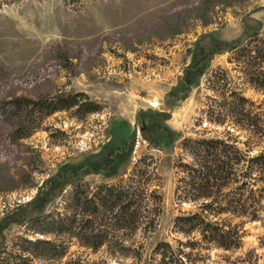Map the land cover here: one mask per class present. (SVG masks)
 Masks as SVG:
<instances>
[{
  "label": "rangeland",
  "instance_id": "1",
  "mask_svg": "<svg viewBox=\"0 0 264 264\" xmlns=\"http://www.w3.org/2000/svg\"><path fill=\"white\" fill-rule=\"evenodd\" d=\"M252 26L264 38V0H0V245L9 247L23 233V215L51 208L54 190L72 177L92 186L115 182L144 154L157 163L162 194L144 256L158 240L174 246L185 240L173 220L195 206L175 196L181 174L176 165L186 157L184 138L232 130L206 119L214 99L228 95L221 92L223 74L264 118V91L245 76L248 55L243 51L237 61L234 51L220 50L200 62L208 46L200 44L207 37L233 41ZM188 66L202 68L189 79L196 86L182 82L191 74ZM58 92H84L99 110L74 106L48 114L36 104L20 105L15 135L23 137L14 138L13 98L30 102ZM158 133L160 148L149 147L146 136ZM45 196L50 201L43 206ZM261 205V217L244 223L238 248L211 246L201 256L192 252L185 263L264 264V200ZM100 256L103 251L72 243L59 264Z\"/></svg>",
  "mask_w": 264,
  "mask_h": 264
},
{
  "label": "trees",
  "instance_id": "2",
  "mask_svg": "<svg viewBox=\"0 0 264 264\" xmlns=\"http://www.w3.org/2000/svg\"><path fill=\"white\" fill-rule=\"evenodd\" d=\"M200 45H208L202 48L205 51L200 62L220 50L234 51V58L240 61L245 56L244 51L248 55L245 76L248 82L264 91V38L258 36L257 27L252 26L248 33L233 41L207 37L205 44ZM187 69L192 76L186 74L182 82L187 86L198 85L189 79L202 68L188 66ZM216 74L214 78L219 80L221 74ZM223 77L220 78L221 92L228 95L219 101L214 99V104L206 111V119L208 123L229 126L232 130L226 128L222 136L184 138L181 147L186 157H179L176 165L181 174L175 196L195 206L173 220L174 230L185 240L177 239L175 246L169 241L158 240L148 256H144L146 240L156 231L162 210L157 163L151 155L144 154L126 176L115 182H99L92 186L79 175L54 190L50 199L57 202L51 208L42 207L23 215L20 222L23 233L17 235L9 247L0 245V264H59L72 243L93 253L104 252L99 259L78 258L76 264H110L111 258L117 264H123L125 259L132 260L130 264H186V260H192V252L194 257L201 256L202 249L211 246L225 250L238 248L244 223L261 217L264 118L254 110L258 104L229 88L224 74ZM28 99L24 96L13 98L14 135L21 125L17 112L20 105L31 103L35 107L36 104L48 114L74 106L75 111L99 110V104L84 92H58L50 98L40 96L30 102ZM22 137L14 136L16 139ZM146 139L149 147L160 148L159 133L146 136ZM254 146H257L256 151ZM46 198L41 202L43 206L50 201Z\"/></svg>",
  "mask_w": 264,
  "mask_h": 264
},
{
  "label": "bare ground",
  "instance_id": "3",
  "mask_svg": "<svg viewBox=\"0 0 264 264\" xmlns=\"http://www.w3.org/2000/svg\"><path fill=\"white\" fill-rule=\"evenodd\" d=\"M151 104H153V105H156V104H157V102H155V101H151Z\"/></svg>",
  "mask_w": 264,
  "mask_h": 264
}]
</instances>
